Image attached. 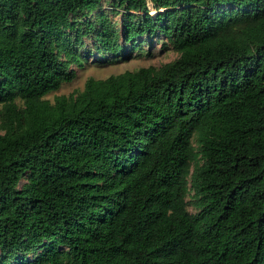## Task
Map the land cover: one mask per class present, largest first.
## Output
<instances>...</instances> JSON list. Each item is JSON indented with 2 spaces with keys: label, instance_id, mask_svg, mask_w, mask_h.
I'll use <instances>...</instances> for the list:
<instances>
[{
  "label": "trees",
  "instance_id": "trees-1",
  "mask_svg": "<svg viewBox=\"0 0 264 264\" xmlns=\"http://www.w3.org/2000/svg\"><path fill=\"white\" fill-rule=\"evenodd\" d=\"M105 1L0 0V264H264V0Z\"/></svg>",
  "mask_w": 264,
  "mask_h": 264
},
{
  "label": "rangeland",
  "instance_id": "rangeland-1",
  "mask_svg": "<svg viewBox=\"0 0 264 264\" xmlns=\"http://www.w3.org/2000/svg\"><path fill=\"white\" fill-rule=\"evenodd\" d=\"M103 10L111 11L114 7L111 0H106L102 6ZM153 15L156 14L155 10H151ZM113 20L120 25L122 14L113 16ZM88 50L90 54L88 61L83 63V66H75L77 71L76 79L68 84H64L57 92L51 93L46 96V99L54 101L55 96L70 95L75 92L84 90L85 83L90 77L96 79H104L111 75H117L126 71H136L142 67L155 66L160 67L166 63L172 62L179 57L170 45L166 44L164 38L149 39L147 37L140 39L135 45L128 43L123 44L124 50L120 56H113L111 54H103L98 51L96 41L93 39H86ZM21 105V103L19 102ZM1 109V105H0ZM191 195L188 200L191 199ZM189 210L196 212L195 208L191 205Z\"/></svg>",
  "mask_w": 264,
  "mask_h": 264
}]
</instances>
